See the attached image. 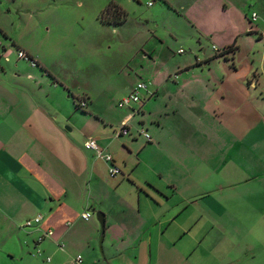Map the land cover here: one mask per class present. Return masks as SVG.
I'll return each instance as SVG.
<instances>
[{
  "label": "crops",
  "instance_id": "obj_1",
  "mask_svg": "<svg viewBox=\"0 0 264 264\" xmlns=\"http://www.w3.org/2000/svg\"><path fill=\"white\" fill-rule=\"evenodd\" d=\"M210 17L204 5L187 14L203 35ZM222 19L228 41L213 46L218 55L211 60L228 63L231 56L233 69L179 78L166 112L150 123V142L138 132L144 122H135L142 111L129 135L115 137L144 104L123 108L115 128L104 119L102 126L86 125L79 139L61 108L45 102V76L32 57L25 53L29 73L0 71V264L38 263L34 251L47 264H71L77 256L84 264H264L263 32L246 23L240 34L230 32L238 20ZM258 33L239 66L235 52L223 56L236 37ZM4 38L13 39L0 25ZM209 38L216 41L215 33ZM145 93V101L155 95L149 87ZM88 139L113 156L120 174L111 177V164L85 149ZM147 149L155 165L130 166L128 158ZM85 212L89 221L81 218ZM38 216L39 225L24 227ZM46 230L53 235L39 242Z\"/></svg>",
  "mask_w": 264,
  "mask_h": 264
},
{
  "label": "rangeland",
  "instance_id": "obj_2",
  "mask_svg": "<svg viewBox=\"0 0 264 264\" xmlns=\"http://www.w3.org/2000/svg\"><path fill=\"white\" fill-rule=\"evenodd\" d=\"M149 1L0 0V25L13 38L0 41V71L29 73L30 62L19 60L18 51L32 57L38 63L35 69L45 76V82L40 84L45 102L61 108L60 118L65 120L64 124L70 119L73 136L79 139L82 128L93 124L98 127L103 119L113 128L118 126L126 108L120 109L116 104L138 82H144L155 95L144 102L135 122H144L142 125L149 133L151 121L166 112L165 98L178 87L179 78L187 82L200 71L222 72L228 65L231 68V56L227 57L228 63L223 57L211 60L218 55L213 46L219 47L221 38L223 43L228 41L229 30L221 29L225 14L238 20L237 24L232 23L234 29L230 32L240 34L246 23L249 28L253 25L260 28L263 32L260 36L264 35V0H223L222 4L217 0H167L152 7L147 5ZM202 3L212 14L205 35L193 28L187 18ZM224 5L227 13L222 12ZM253 13L257 15L256 22L251 21ZM214 33L216 41H210ZM250 37L257 39L259 33L230 39L233 41L229 47L237 48L236 66L252 48L253 42L248 43ZM259 45L264 49L262 43ZM141 94L145 99L146 93ZM80 102L87 107L81 108ZM139 140L144 142L142 138ZM153 155L147 149L139 158L133 155L127 161L135 167L141 160L138 169H147L150 161L155 165ZM119 166L125 169L124 164ZM93 217L97 220V214ZM30 256L39 260L34 264L50 263L36 251Z\"/></svg>",
  "mask_w": 264,
  "mask_h": 264
},
{
  "label": "built area",
  "instance_id": "obj_3",
  "mask_svg": "<svg viewBox=\"0 0 264 264\" xmlns=\"http://www.w3.org/2000/svg\"><path fill=\"white\" fill-rule=\"evenodd\" d=\"M164 1L166 2L167 0H150L147 5L149 7H152L155 3L157 2H161ZM252 22H256L257 20V15L255 13L252 14V18H251ZM262 37L264 38V35H262ZM214 49H216V47H213ZM182 52V51H181ZM18 57L19 59H23L26 61H30L29 57L25 54V52L23 51H18ZM255 86V84L253 85V87ZM255 88V87H254ZM148 91V86L144 83V82H139L137 83V85L134 87V89L132 90V92L124 97L123 99H121L118 103L117 106L120 109L123 108H132L134 105L137 106H142L145 102V99H142V92H147ZM262 91L264 93V86L262 87ZM80 107L84 108L87 107V104L85 102H80ZM141 110H133L132 114L130 116H128L121 124L119 127H117V130L115 132V137H124L130 134V128H129V123L130 121L136 117L137 115H140ZM139 135L142 136L147 142H150L151 137L150 135L147 133V130L144 127H139ZM84 147L86 150L88 151H92L95 153V155L98 158L103 159L104 161H106L107 163L111 164L110 169H109V174L111 177H114L118 174H120V170L119 168H117L114 165V158L112 155L110 154H106L104 153V150L100 147V145L98 144V142L95 139H88L85 143H84ZM81 218L84 221H89L92 216L89 212H85L81 215ZM42 221V217L38 216L36 219L34 220H29L26 221L24 224L25 228H31L34 226H37L41 223ZM53 235V231L51 230H46L44 232V234L39 238V242H41L42 240H44L46 237H51ZM71 264H84V260L82 258V256H77Z\"/></svg>",
  "mask_w": 264,
  "mask_h": 264
},
{
  "label": "water",
  "instance_id": "obj_4",
  "mask_svg": "<svg viewBox=\"0 0 264 264\" xmlns=\"http://www.w3.org/2000/svg\"><path fill=\"white\" fill-rule=\"evenodd\" d=\"M97 220L99 224L101 225L102 235H103L105 223H104V216L102 213H97Z\"/></svg>",
  "mask_w": 264,
  "mask_h": 264
},
{
  "label": "trees",
  "instance_id": "obj_5",
  "mask_svg": "<svg viewBox=\"0 0 264 264\" xmlns=\"http://www.w3.org/2000/svg\"><path fill=\"white\" fill-rule=\"evenodd\" d=\"M112 6H114V5H112ZM109 9L111 10L112 9V7L110 6L109 7ZM109 11V10H108ZM252 21V20H251ZM252 23V22H251ZM260 38H263L262 36L260 37ZM235 50H236V47L235 46H232V47H229V48H227V49H225V51H223V56H224V53L226 52V53H230V52H235ZM222 56V55H221ZM263 87V86H262Z\"/></svg>",
  "mask_w": 264,
  "mask_h": 264
}]
</instances>
